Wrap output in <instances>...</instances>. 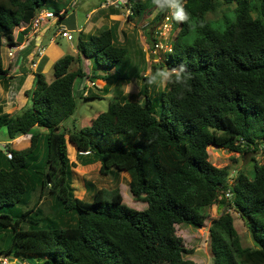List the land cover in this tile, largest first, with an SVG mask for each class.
I'll list each match as a JSON object with an SVG mask.
<instances>
[{"label":"trees","instance_id":"obj_1","mask_svg":"<svg viewBox=\"0 0 264 264\" xmlns=\"http://www.w3.org/2000/svg\"><path fill=\"white\" fill-rule=\"evenodd\" d=\"M60 1L0 0V82L7 74L4 45L14 46L24 37L22 32L15 42V28L32 23L44 5L50 11L49 6H55L52 12L62 22L69 10ZM182 2L190 19L174 21L179 32L165 64L168 71L183 66L184 81L177 83L172 77L166 90L158 91L160 113L157 99L152 101L148 94L161 76L154 75L156 81L149 85L151 77L127 70L129 47L119 43L114 27L85 40L79 36L78 53L55 62L51 83L36 74L34 88L27 92L31 107L16 116L0 114V129H6L10 141L31 135L26 149L6 146L12 159L2 154L0 232L9 230L12 237L6 249L0 247V257H36L40 264H197L184 258L192 250L184 247L175 225L199 228L209 219L206 210L217 205L234 208L247 224L253 246L244 245L233 216L224 212L209 228L214 264H264V163H254L253 177L240 172L229 184V169L215 167L208 153L210 146L247 154L264 145V0ZM127 3L129 19L157 10L155 23L168 13L159 11L152 0ZM234 3V21L225 18V28L217 29L208 16L218 5L229 8ZM89 59L95 70L115 69L112 76L94 79H141L140 93L146 101H126L115 94L108 111L94 114L90 127L61 132L77 107V80L89 77L83 68ZM72 65H78L77 70L71 71ZM90 98L94 96L86 97ZM41 128L47 133H36ZM66 136L83 166L100 160L101 175L112 169L126 173L131 194L135 201L147 203L146 209H131L118 188L98 189L93 183L88 184L92 202L77 198ZM37 190L40 196L33 207L13 217L12 211L29 203ZM46 191L66 212L77 213L74 225L59 230L35 226L32 215L41 214L39 202ZM23 222L28 229H22Z\"/></svg>","mask_w":264,"mask_h":264},{"label":"rangeland","instance_id":"obj_2","mask_svg":"<svg viewBox=\"0 0 264 264\" xmlns=\"http://www.w3.org/2000/svg\"><path fill=\"white\" fill-rule=\"evenodd\" d=\"M138 2L145 3L147 0H137ZM220 1V0H218ZM104 0H81L76 3L75 6H71L72 2L69 0H61L60 3L63 7L69 10V15L62 22L70 25L73 22L77 29L85 28L87 23L94 21V18L98 16L104 10L110 11L109 9H114V18L112 21L116 23L118 41L120 44H127L129 47V58L126 61L128 65L127 70L133 71L134 73H140L141 76L152 77L157 75V72L166 71L165 64V51L154 49V41L158 40V35L156 33L159 31L162 21L154 23L157 10H148L142 17H134L129 19L131 14L130 4L121 5L120 7H110L107 9H102L101 5ZM49 5V4H48ZM237 6L234 3L229 8L222 4L218 5L216 10L208 16V19L214 23V26L217 29L225 28V18L229 21H234L235 13L234 9ZM47 5H44L42 9L44 11H50ZM52 11H55V6H49ZM64 8V9H65ZM151 9V8H149ZM55 13V12H54ZM39 15V12L36 14V17ZM56 18L52 21L59 23V18L55 15ZM117 16V17H116ZM173 20V19H172ZM50 20H42L38 27H33L36 32L42 23H47ZM174 21V20H173ZM180 26H175L173 32L169 35L170 39H175L176 34L179 32ZM105 27L101 26L98 31L94 29L92 35H98L99 32L104 30ZM15 32V30H14ZM79 32L76 30L73 34V41H67L65 38H59L56 44L57 50L52 49V55L54 56L58 51L65 55H74V50L77 49V43L79 38ZM84 40L86 38H83ZM191 41L190 39L188 40ZM171 42V43H172ZM6 43V42H5ZM4 43V44H5ZM14 46L4 47L15 48ZM42 57L44 55L45 49L40 50ZM84 69L87 72L88 76L86 79H78L75 85L76 91V103L77 107L73 115L66 119L60 128L61 132H74L79 131L85 127H90V120L94 114L98 112H106L109 109L111 100L114 98L115 94H119L120 97H123V100L140 102L143 103L146 101V95L140 93L143 81L137 77H133L131 81H115L112 78L108 81H103L101 79H94L93 76H112L115 73V69L107 70L104 67L95 70L93 66V60L84 61ZM78 65H72L70 70H77ZM168 71V70H167ZM46 80L48 83H51L54 80V65L50 67L47 71ZM163 81V82H162ZM168 79L165 80L163 77L159 80L155 89L150 87L149 97L152 101L157 99V110L161 111V100L159 90L165 91L166 84ZM108 83V86L106 84ZM82 84V85H81ZM84 86V87H83ZM34 87V86H33ZM109 88L108 93L106 94V89ZM33 89V88H32ZM31 89V90H32ZM78 91L81 93L78 95ZM85 91L89 92L88 95L85 94ZM154 91V93H153ZM106 94V95H105ZM94 96V98L86 99V97ZM32 106V99L30 98L27 101V105L18 112L17 115L21 114L26 108ZM16 116V114L14 115ZM42 132L47 133L46 129H40ZM43 134V133H41ZM6 129H0V143L4 139H7ZM68 137V136H67ZM9 140V139H8ZM68 154L70 161L73 162V171H72V186L74 188V194L79 199H84L87 202L93 201V191L89 183H93L98 189H116L118 188L123 197V202L126 206L137 211H143L147 207L145 202H137L131 194L129 187V176L124 172H119L117 169H112L109 175H101L99 172V167L101 161L98 160L89 166H83L80 162L78 151L74 150L73 145L69 142L68 139ZM6 141V140H5ZM72 146H70V145ZM6 149V148H5ZM4 147L0 146V168L4 157L2 154L6 155V150ZM209 161L217 168H227L230 171V177L228 179L229 184H234L236 178L240 172H244L246 175L254 176V163L263 164L264 163V145L258 151L250 152L247 154H240L230 152L223 148H217L215 146L208 147ZM41 159V158H40ZM41 161V160H39ZM9 169V167H8ZM33 174V173H32ZM36 179L37 175L32 176ZM88 185V187H87ZM40 188V186H39ZM37 187V189H39ZM40 196V190L32 192L31 200L27 204H19L13 214V217H20L21 214L33 207L36 201H38ZM41 207V214H33L32 218L37 224L36 227H50L54 230L64 229L69 226H72L76 223L75 218L77 213L75 212H66L64 210L63 204L54 199L49 191L44 193L41 201L39 202ZM209 215V219L205 221L204 225L196 228L190 225H175L176 233L179 237L183 239V245L187 250H192L191 254H185V259H190L196 262L197 264H214L213 256L210 250V235L209 228L211 221L218 218L222 213L229 212L234 218V224L240 235L245 246H253V240L248 230L247 224L240 217V215L234 210L232 206L228 207H219L217 205L206 210ZM29 224L27 222L22 223V229H28ZM12 232L9 230H4L0 232V247L1 249H6L11 242ZM9 264H40L38 258L36 257H23L21 259L10 258Z\"/></svg>","mask_w":264,"mask_h":264},{"label":"crops","instance_id":"obj_3","mask_svg":"<svg viewBox=\"0 0 264 264\" xmlns=\"http://www.w3.org/2000/svg\"><path fill=\"white\" fill-rule=\"evenodd\" d=\"M67 2H69V0H67ZM109 10L110 11L104 10L101 12L94 18L93 22L87 23L86 27L83 29H77L73 22L67 25L63 22H53L52 19L47 23H42L36 32L34 31L32 23H22L20 26L16 27L13 33L15 42L19 34L22 32L25 33L21 43H16L15 47L17 50L15 51L14 57L10 58L7 56L8 47H3L2 49L3 67L7 74L5 80L0 82V114L17 115L18 112L27 105V101L31 98L27 95V92L34 88L36 74L41 73L45 76L50 67L63 57L61 51H58L54 56L51 52L52 49H58L56 44L59 38H63L60 35L63 29L71 31L73 34L77 30L80 34L79 36L88 38L89 35H92L91 32L94 31V29H97V32L101 26H104L105 29L114 28L116 23L112 24V21H115L113 20L115 17V10ZM42 48L45 49V52L42 57H39V52ZM77 53L78 51L74 50L73 54L76 55ZM98 69H100V67ZM80 93L81 91H78L77 94L79 95ZM37 132L44 134L40 129L36 130V133ZM66 139L69 140L67 136ZM7 145L15 150L26 149L31 145V135H23L12 141L8 140L7 136V139H4L2 143H0V146H3L5 149ZM72 147L76 152V147L74 145Z\"/></svg>","mask_w":264,"mask_h":264},{"label":"built area","instance_id":"obj_4","mask_svg":"<svg viewBox=\"0 0 264 264\" xmlns=\"http://www.w3.org/2000/svg\"><path fill=\"white\" fill-rule=\"evenodd\" d=\"M81 0H71L72 5L75 6L76 3ZM127 0H104L103 4L101 5L102 9H107L110 7H120L121 5H126ZM56 18L55 13L52 11H44L40 10L39 15L33 18L32 20V26L38 27L42 20H51ZM174 30V21L171 18L170 13H167L164 19L161 22V26L159 28V31L156 33L158 35L159 41H154V49L156 50H164L165 54L170 53L172 51V40L170 39L169 35ZM60 35L65 38L67 41H73L74 36L71 31H67L63 29L60 32ZM17 48H8L7 56L12 58L15 55V51ZM42 55V52H39V56ZM85 94L87 95V91H85ZM7 157L9 159H12V153L9 151H6ZM228 196V194H227ZM10 258L7 257H0V264H9Z\"/></svg>","mask_w":264,"mask_h":264},{"label":"clouds","instance_id":"obj_5","mask_svg":"<svg viewBox=\"0 0 264 264\" xmlns=\"http://www.w3.org/2000/svg\"><path fill=\"white\" fill-rule=\"evenodd\" d=\"M152 4L161 12H168L171 18L177 23H186L190 19V13L186 10L182 0H152ZM157 76L163 77L165 80L172 77L175 78L177 83L184 81L183 76V66L180 69H172L171 71L157 72ZM156 76L148 79L147 83L149 85L155 83ZM163 82V81H162Z\"/></svg>","mask_w":264,"mask_h":264}]
</instances>
